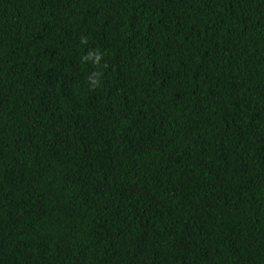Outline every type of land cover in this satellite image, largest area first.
<instances>
[{
	"label": "trees",
	"instance_id": "1",
	"mask_svg": "<svg viewBox=\"0 0 264 264\" xmlns=\"http://www.w3.org/2000/svg\"><path fill=\"white\" fill-rule=\"evenodd\" d=\"M0 264H264V0H0Z\"/></svg>",
	"mask_w": 264,
	"mask_h": 264
}]
</instances>
